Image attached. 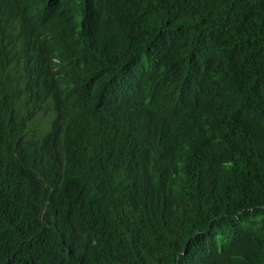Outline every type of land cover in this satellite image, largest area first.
<instances>
[{"label": "trees", "instance_id": "16d2710c", "mask_svg": "<svg viewBox=\"0 0 264 264\" xmlns=\"http://www.w3.org/2000/svg\"><path fill=\"white\" fill-rule=\"evenodd\" d=\"M0 264H264V0H0Z\"/></svg>", "mask_w": 264, "mask_h": 264}]
</instances>
